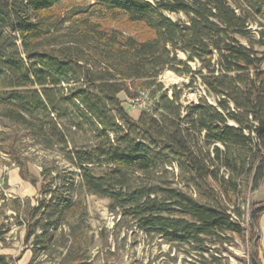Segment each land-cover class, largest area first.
Listing matches in <instances>:
<instances>
[{"label":"trees","instance_id":"obj_1","mask_svg":"<svg viewBox=\"0 0 264 264\" xmlns=\"http://www.w3.org/2000/svg\"><path fill=\"white\" fill-rule=\"evenodd\" d=\"M261 18L264 0H0V121L55 158L22 220L32 260L57 245L63 264H79L90 193L110 199L117 229L132 222L193 264H236L225 252L246 237L244 210L223 197L264 176V31L251 35ZM166 68L198 74L206 95L185 106L181 91L162 92ZM142 91L148 104L133 116L121 93L133 102ZM9 153L36 184L15 145ZM251 208L258 226L264 204Z\"/></svg>","mask_w":264,"mask_h":264},{"label":"rangeland","instance_id":"obj_2","mask_svg":"<svg viewBox=\"0 0 264 264\" xmlns=\"http://www.w3.org/2000/svg\"><path fill=\"white\" fill-rule=\"evenodd\" d=\"M176 17V15H173ZM264 31V18L251 24V35L259 37ZM244 42H247L244 40ZM264 50V46H257ZM179 56L186 60V55L181 51ZM193 69L199 64L190 61ZM195 77L193 84H188L192 77ZM162 83V92L169 96L175 91H181L180 101L183 105L199 103L201 97L205 96V88L198 74H182L173 69L166 68L159 76ZM121 97L130 113L137 116L141 109L130 101L125 93ZM214 103L213 97H208ZM11 145H15L18 154L24 160L26 168L32 173L38 182L33 184L30 180L23 179L17 185H12L11 176L0 177V254L8 255V261L12 264H63L62 254L65 250L60 246H54L51 253H42L37 259L32 260L33 249L31 242L25 241V218L26 209L35 205L36 198L42 197V183L44 177L41 175L44 161L53 162V152L44 150L33 140L28 139L21 131H16L5 122L0 121V165L6 168H19L13 162ZM57 163V164H56ZM64 162L55 160L54 165L64 168ZM6 169L5 171H8ZM20 173V169H19ZM221 173L227 175V170L222 169ZM186 189L185 184L180 185ZM219 190V188H218ZM193 192V190H189ZM194 196H197L195 193ZM81 199L86 207V212L79 220L81 229L78 235L82 237V245L75 248L77 251L76 262L79 264H193L192 256H185L182 248L172 246L163 241L160 237H149L140 231L132 222L123 224L116 228L120 215L110 211V199L96 194L82 193ZM231 208L238 205L244 210V215L239 220L246 228V237L242 239L233 235L229 250L225 256L230 258L232 263L250 264L253 256L264 264V213L260 217L259 225L251 224V207L256 204H264V176L259 180L257 186L252 180L244 178L241 182V194L234 202L228 197H223ZM21 209V213H19ZM73 222L76 219H72ZM106 229V231L104 230ZM104 231L106 238L104 237ZM256 234V235H255ZM12 257V258H10ZM67 261L66 264L75 263Z\"/></svg>","mask_w":264,"mask_h":264},{"label":"crops","instance_id":"obj_3","mask_svg":"<svg viewBox=\"0 0 264 264\" xmlns=\"http://www.w3.org/2000/svg\"><path fill=\"white\" fill-rule=\"evenodd\" d=\"M6 169V166L4 165H0V177L3 175V174H8L9 176H11L12 178V182L11 184L12 185H17L20 181H22L23 179L21 178L20 176V173H19V168H9L8 171H5Z\"/></svg>","mask_w":264,"mask_h":264},{"label":"built area","instance_id":"obj_4","mask_svg":"<svg viewBox=\"0 0 264 264\" xmlns=\"http://www.w3.org/2000/svg\"><path fill=\"white\" fill-rule=\"evenodd\" d=\"M133 104L137 105L139 109L144 108L148 104V93L142 91L141 94L133 101Z\"/></svg>","mask_w":264,"mask_h":264}]
</instances>
